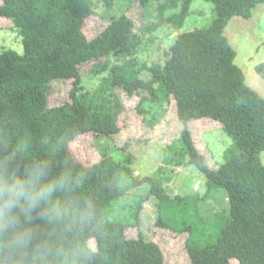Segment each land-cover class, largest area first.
Returning <instances> with one entry per match:
<instances>
[{"label":"trees","instance_id":"1","mask_svg":"<svg viewBox=\"0 0 264 264\" xmlns=\"http://www.w3.org/2000/svg\"><path fill=\"white\" fill-rule=\"evenodd\" d=\"M192 1L139 0L143 18L157 19L146 28L182 25ZM205 1L214 4L210 23L178 33L166 59L149 66L136 58L141 37L125 12L109 18L101 32L89 39L83 25L94 14V0H3L0 4V16L11 21L23 47L21 53L0 47V121L10 118L37 138L65 135V152L79 166L91 169L88 187L101 201L106 221L99 264H165L158 242L127 231L140 225L139 211L145 200L153 201L158 227L186 234L191 264H233V259L238 264H264V165L260 158L264 98L246 84L234 62L236 52L224 35L232 17L249 18L264 0ZM176 8L177 12L166 15ZM86 63H92L91 74L107 72V76L96 89L78 92L81 66ZM143 70L150 73L149 79L141 77ZM256 70L264 75V62ZM54 81H70L68 100L49 95ZM115 88L139 96L140 105L156 102L160 111L170 97L175 100L177 116L184 123L182 145L169 147L164 161L195 165L206 176L203 194L171 193L152 176H135L128 163L115 160L107 151L90 165L71 154L70 143L80 134L110 137L119 132L124 104ZM140 105L138 111L147 112ZM203 118L219 121L233 141L225 150V161L214 167L197 149L187 127ZM125 178L129 180L126 185L122 184ZM143 185L149 193L134 201L128 215H115L113 203ZM197 234L215 240L200 245Z\"/></svg>","mask_w":264,"mask_h":264},{"label":"rangeland","instance_id":"2","mask_svg":"<svg viewBox=\"0 0 264 264\" xmlns=\"http://www.w3.org/2000/svg\"><path fill=\"white\" fill-rule=\"evenodd\" d=\"M3 0H0V4ZM94 0V14L85 19L83 32L89 38L95 37L106 26L108 19L125 12L134 23V31L140 34L141 43L138 46L136 58L147 66L153 62L162 63L170 50L178 33L195 28H202L214 17V4L205 0H193L190 11L182 25L162 23L156 29L149 31L148 22L144 19L143 8L139 0ZM170 9L166 15L177 12ZM236 52L235 64L242 70L246 84L264 98V75H260L256 66L264 62V2L257 4L249 18L234 16L224 29ZM0 47L13 48L22 52L21 37L12 29L10 20L0 16ZM92 63L81 66L82 83L79 91L96 89L107 72L95 76L91 74ZM143 79H149L150 73L141 72ZM70 81H54L49 95L69 99ZM124 104L123 113L119 118L120 130L110 137L97 136L94 133H83L70 143L71 154L85 165H90L102 158L107 151L112 157L122 163H128L134 175L140 178L152 176L168 186L171 193L180 195L203 194L206 190V176L193 164L170 165L164 161L165 151L180 148L182 145V123L176 111L175 100L165 101L162 110L156 102L146 101L140 105V97L128 96L121 89H114ZM163 98V97H162ZM61 100V101H62ZM56 102H59L56 100ZM139 105L147 112L138 111ZM197 149L202 152L208 165L216 166L225 161V150L233 143L229 135L222 129L219 121L203 118L187 124ZM129 158V160H128ZM264 165V151L260 155ZM128 178L122 184H128ZM149 193V187L143 185L126 194L118 202L113 203L117 212L115 215H128L134 201ZM111 213V212H110ZM139 226H132L127 231L133 237L143 234L146 240L158 242L165 254V264H191L186 251V234L175 233L169 229L160 228L155 224L157 211L152 200L142 201ZM132 220V219H131ZM202 233V228H197ZM197 236L201 238L199 235ZM202 239V238H201ZM207 237L200 245L213 242ZM233 264H238L236 259Z\"/></svg>","mask_w":264,"mask_h":264},{"label":"clouds","instance_id":"3","mask_svg":"<svg viewBox=\"0 0 264 264\" xmlns=\"http://www.w3.org/2000/svg\"><path fill=\"white\" fill-rule=\"evenodd\" d=\"M67 143L0 121V264H99L103 206Z\"/></svg>","mask_w":264,"mask_h":264}]
</instances>
